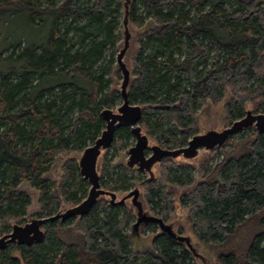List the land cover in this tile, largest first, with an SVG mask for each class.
Wrapping results in <instances>:
<instances>
[{"label": "trees", "instance_id": "16d2710c", "mask_svg": "<svg viewBox=\"0 0 264 264\" xmlns=\"http://www.w3.org/2000/svg\"><path fill=\"white\" fill-rule=\"evenodd\" d=\"M123 16V0H0V236L30 219L21 183L37 192V218L86 197L77 160L104 129L101 112L121 100ZM127 21V98L148 145L179 148L264 111V0H129ZM132 140L121 126L102 150V189L118 200L137 186L146 213L186 223L212 264H264V131L166 157L152 180L126 166ZM135 220L129 199L101 195L85 215L44 223L39 243L7 244L0 264H206L155 223L134 230Z\"/></svg>", "mask_w": 264, "mask_h": 264}, {"label": "water", "instance_id": "95a60500", "mask_svg": "<svg viewBox=\"0 0 264 264\" xmlns=\"http://www.w3.org/2000/svg\"><path fill=\"white\" fill-rule=\"evenodd\" d=\"M128 2L129 0H123V38L122 45L116 55V66L121 74V81L119 84L121 104L116 107L115 111L112 109H105L101 112L105 127L93 144L87 146L81 152L77 160L80 174L90 185L86 197L79 204L69 207L64 211L57 212L50 217H35L29 219V221L24 224H14L10 232L0 236V250L4 249L9 243L26 246L39 243L43 238L42 227L44 223L57 219L65 221L71 217L85 215L101 195H108L111 204H122L125 200L129 199L130 205L134 208L136 215V220L133 224L134 230H136L140 224L152 222L158 225L161 232L178 241L184 242L188 248L193 249L189 237L177 235L172 230L170 224L165 223L160 217L147 214L143 210V203L139 200L140 191L137 186L118 200H116V194L114 192H109L100 187L97 163L102 150L111 146L116 128L121 126L128 127L134 137V143L127 150V158L125 160L126 166L130 168L136 167L138 171L146 172L149 176L148 179L152 180L153 165L159 163L166 157L177 158L178 156H182L185 159H193L198 155L200 149L211 150L215 147H220L230 135L237 134L247 127L253 126L258 133L264 131V111L253 113L251 110H246L243 117L234 120L230 125L221 130L209 128L202 133L193 135L185 146L170 149L161 147L157 144L148 145V137L141 132L139 125L141 108L137 104L129 103L127 98L130 71L123 58L132 44V30L127 23Z\"/></svg>", "mask_w": 264, "mask_h": 264}, {"label": "rangeland", "instance_id": "374dc122", "mask_svg": "<svg viewBox=\"0 0 264 264\" xmlns=\"http://www.w3.org/2000/svg\"><path fill=\"white\" fill-rule=\"evenodd\" d=\"M0 21H1V19H0ZM5 26H6V23H3V21H2V24H1V22H0V39L1 38H3V35L5 34ZM9 30H10V27H9ZM11 30H12V27H11ZM14 30H16L15 28H14ZM19 32L21 31L20 29L18 30ZM27 33L29 34V35H32L33 33H34V31L33 30H28L27 31ZM131 39H132V42H133V40L135 39V37H136V33H135V31L134 30H132L131 31ZM122 45V41H121V43H120V46ZM131 49L129 48V50L127 51V53L125 54V56H124V61H125V63H126V66L129 68V70H130V66H128L129 65V59H130V55H131ZM120 78V77H119ZM120 81H121V79H119V83H120ZM121 103V100L120 99H118L117 100V104H116V106L117 105H119ZM212 111H213V108L211 109ZM205 115H207V121H208V127H212V125L215 123V121H216V117L215 116H213L212 115V113H211V115L210 114H208V112L206 111V114ZM243 133L244 134H247V133H249V132H246V131H243ZM131 143H134V140H132L131 141ZM201 154H203V153H201ZM127 158V157H126ZM147 174V173H146ZM149 176H148V174H147V178H148ZM153 177H154V174H153ZM19 189L21 190V191H24L29 197H30V199H31V206L27 209V213H28V216L30 217V219L31 218H35V214H36V212L38 211V204H37V192L33 189V188H31L28 184H26V183H21V184H19ZM132 189H134V187L132 188ZM131 189V190H132ZM139 189V188H138ZM140 191V190H139ZM139 200H141L142 201V203H143V210L146 212V208H145V201H144V196L142 195V193L140 192V196H139ZM130 202V201H129ZM134 209V208H133ZM134 212H135V210H134ZM150 215H152V214H150ZM155 216V215H154ZM157 217H159V216H157ZM29 221V220H28ZM165 223H167V224H170V223H168V222H165ZM171 226H172V230L175 232V230L173 229V228H175V227H177V226H179V227H181L182 228V234L181 235H183V236H187V237H189V240H190V243H191V247L193 248V250H194V253H195V255L197 256V258L198 259H203L204 260V262L206 263V264H212V261L208 258V257H206V255H205V253H204V251H203V249H202V247H201V245L199 244V242H198V240L195 238V236L192 234V232L190 231V229H189V226L186 224V223H184L183 221H179L178 220V218L177 219H175L174 221H172V224H170ZM158 226V225H157ZM159 228V227H158ZM160 230V229H159ZM161 231V230H160ZM176 233V232H175ZM177 234V233H176ZM178 235V234H177ZM199 261V260H198Z\"/></svg>", "mask_w": 264, "mask_h": 264}, {"label": "flooded vegetation", "instance_id": "af4514ba", "mask_svg": "<svg viewBox=\"0 0 264 264\" xmlns=\"http://www.w3.org/2000/svg\"><path fill=\"white\" fill-rule=\"evenodd\" d=\"M212 150V149H211ZM203 151H208V150H203V149H200L199 151H198V153H202ZM149 180V179H148Z\"/></svg>", "mask_w": 264, "mask_h": 264}]
</instances>
